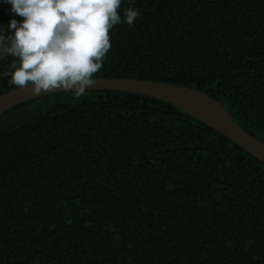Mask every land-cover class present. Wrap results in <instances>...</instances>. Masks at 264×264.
Returning <instances> with one entry per match:
<instances>
[{
    "label": "trees",
    "instance_id": "obj_1",
    "mask_svg": "<svg viewBox=\"0 0 264 264\" xmlns=\"http://www.w3.org/2000/svg\"><path fill=\"white\" fill-rule=\"evenodd\" d=\"M129 7L138 18L109 31L93 78L193 89L264 144V0H123L122 16ZM11 18L0 12V29ZM16 88L0 75V95ZM100 261L264 264V164L133 93L61 92L4 111L0 264Z\"/></svg>",
    "mask_w": 264,
    "mask_h": 264
},
{
    "label": "clouds",
    "instance_id": "obj_2",
    "mask_svg": "<svg viewBox=\"0 0 264 264\" xmlns=\"http://www.w3.org/2000/svg\"><path fill=\"white\" fill-rule=\"evenodd\" d=\"M12 15L0 29V59L12 57L11 84L34 96L53 90L85 95L103 66L111 44L109 31L139 16L123 0H0ZM19 17L21 19H16Z\"/></svg>",
    "mask_w": 264,
    "mask_h": 264
},
{
    "label": "water",
    "instance_id": "obj_3",
    "mask_svg": "<svg viewBox=\"0 0 264 264\" xmlns=\"http://www.w3.org/2000/svg\"><path fill=\"white\" fill-rule=\"evenodd\" d=\"M128 4H135L139 0H124ZM205 2H228L234 0H198ZM9 7L0 9L8 11ZM94 84L87 90H105L128 92L151 97L170 104L184 113L192 116L205 126L229 139L243 149L247 154L264 164V144L247 134L229 115L226 109L217 101L203 93L190 88L165 84L159 82L119 79V78H93ZM65 92L53 90L48 93L34 96L29 87H18L0 95V114L4 111L50 94ZM84 264H106L100 262H86Z\"/></svg>",
    "mask_w": 264,
    "mask_h": 264
}]
</instances>
